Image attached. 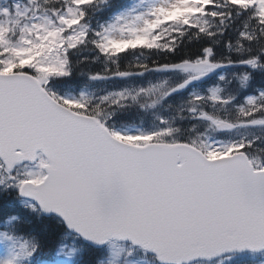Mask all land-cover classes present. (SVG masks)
Segmentation results:
<instances>
[{"label": "snow or ice", "instance_id": "1", "mask_svg": "<svg viewBox=\"0 0 264 264\" xmlns=\"http://www.w3.org/2000/svg\"><path fill=\"white\" fill-rule=\"evenodd\" d=\"M0 264H264V0H0Z\"/></svg>", "mask_w": 264, "mask_h": 264}]
</instances>
